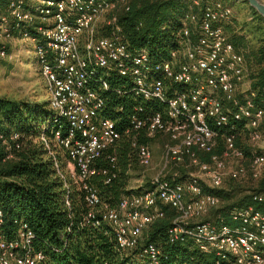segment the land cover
Listing matches in <instances>:
<instances>
[{"label": "built area", "instance_id": "built-area-1", "mask_svg": "<svg viewBox=\"0 0 264 264\" xmlns=\"http://www.w3.org/2000/svg\"><path fill=\"white\" fill-rule=\"evenodd\" d=\"M9 2L22 39L35 43L48 103L58 124L52 138L42 135L40 141L68 190L66 205H72L70 180L84 193L89 207L84 224L99 228L108 223L121 251L138 250L142 264H164L162 250L145 242L143 234L164 216L161 206H170L178 213L168 230L172 242L190 240L200 252L214 254L215 264H264V213L248 206L229 213L232 225L221 214L215 222L199 220L222 204L204 187L219 188L226 177L256 179L264 168L263 153L255 149L244 164L245 153L237 145L239 122L245 123L252 141L261 139L264 106L254 102L245 58L225 31L233 8L220 0H192L199 12L190 11L182 18L179 46L167 60L155 61L148 49L132 50L124 39L119 14L122 8L129 9L128 0H38L31 9L24 0ZM32 25L36 35L28 31ZM102 29L107 35L101 34ZM4 33L11 37L6 26ZM111 77H127L130 92L147 102L135 106L125 131L106 114L104 93H123L112 88ZM243 87L247 95L241 100L237 93ZM129 135L145 168L152 167L154 155L150 144L139 138L165 137L163 167L142 192L123 197L116 208L103 206L89 180L102 173L111 182L109 174L117 167L116 147ZM19 138L18 133L11 136L15 142ZM221 139L223 150L216 153ZM57 147L66 152L65 167L58 160ZM112 149L107 155L111 167L98 170L96 159ZM200 152L210 160L203 161ZM172 163L187 169L184 181L170 179ZM254 200L264 201V195H255ZM4 223L0 206V264H43L45 255L33 250L35 234L28 225L20 223L16 235L8 238Z\"/></svg>", "mask_w": 264, "mask_h": 264}, {"label": "trees", "instance_id": "trees-1", "mask_svg": "<svg viewBox=\"0 0 264 264\" xmlns=\"http://www.w3.org/2000/svg\"><path fill=\"white\" fill-rule=\"evenodd\" d=\"M24 1L28 9L37 4ZM220 1L239 12L225 24V31L235 49L245 58L249 70V92L255 93L254 102L264 106V17L247 1ZM128 6V10L122 8L119 14L124 39L132 50L148 49L155 61L167 60L170 51L179 46L178 33L184 15L190 11L199 12L198 8L192 6V0H128ZM9 18L12 23L8 26ZM0 21L8 26L11 36L13 30L21 35L11 17L9 0H0ZM28 31L36 35L34 25ZM101 34L107 35V32L102 29ZM109 80L113 89L120 88L123 93H104L106 114L117 122L121 131H125L135 106L147 105V102L130 92L132 83L127 77H111ZM48 106L46 102L31 104L0 96V135L4 136L0 138V206L5 216L2 230L8 238H13L20 223L27 224L35 234L33 250L45 255L43 264H142L138 250L124 252L118 248L115 230L108 223L104 222L99 228L84 224L89 207L84 193L72 180L69 191L72 205L70 208L66 205L68 190L57 175L53 159L40 141L42 135L52 138L58 125ZM261 126H264V121ZM245 129V123L239 122L236 133L240 134ZM14 133L20 135L16 142L11 140ZM132 136L123 137L116 147L117 167L109 174L112 176L111 182L107 183L108 175L102 173L93 175L89 180L98 189L103 206L116 208L123 197L132 195L128 194L130 190H127L125 179L127 167L136 157L131 145ZM153 141L139 138L141 143L150 144ZM17 144L20 148L16 147ZM237 145L245 153L246 160L243 163L248 164L254 150L242 146L238 139ZM222 150L221 139L215 152L221 153ZM55 152L60 164L65 167V150L57 147ZM260 152L264 154V151ZM109 153H113V149L96 159L94 166L98 170L111 167L107 159ZM199 155L203 161L210 160L208 154L200 152ZM187 172L184 167L179 170L181 176ZM263 174L264 171L256 179L251 176L229 178L215 189L204 187L205 192L222 200L221 206L213 209L215 219L212 222L221 214L232 225L229 213L235 208L253 206L264 213V201L254 200L255 195H264ZM170 179L184 181L179 175L174 179L170 176ZM242 180H245L244 183L239 182ZM253 180L258 181L253 183ZM161 208L164 216L145 230L143 239L162 250L164 264H215L214 254L200 252L190 240H170L168 230L178 213L170 206L162 205Z\"/></svg>", "mask_w": 264, "mask_h": 264}, {"label": "rangeland", "instance_id": "rangeland-1", "mask_svg": "<svg viewBox=\"0 0 264 264\" xmlns=\"http://www.w3.org/2000/svg\"><path fill=\"white\" fill-rule=\"evenodd\" d=\"M237 1L241 2V0H234L233 2ZM261 1L264 3V0ZM27 2L29 4L38 3L36 0H27ZM232 8L233 15L234 10L237 15L239 12H237L234 7ZM8 20L7 24L9 26L12 23V19L9 18ZM4 28L5 25L0 21V51H5L4 56L0 55V96L31 104L48 103L49 92L47 90L46 81L41 74V67L34 48L35 43L31 39H22L19 32L15 30H13L11 37H7L4 33ZM246 95V87L241 88L237 93L238 98L241 100H243ZM48 107L50 108V106ZM260 131L262 137L257 142L251 140L247 128L243 130L242 133L237 134V139L239 143L247 149L264 151V126L260 127ZM166 143L167 139L165 137L155 139V141L150 143L154 155L153 165L150 168L142 167L137 158L133 157L126 170L125 179L127 187L142 185L143 188H146L150 185L153 176L163 167V153ZM234 164V161L229 162L230 166ZM181 167L182 166L179 164L172 163L169 167V175L173 177L175 173H178L179 177H183L184 180L187 177V173L181 176L179 173ZM189 169L191 171L196 170L195 167H190ZM226 179H229V177H226L225 180ZM244 181L245 180L239 182L244 183ZM257 181L258 180H255L253 183H257ZM131 192L130 190L128 194H131ZM214 219L215 210L199 220L212 222Z\"/></svg>", "mask_w": 264, "mask_h": 264}, {"label": "water", "instance_id": "water-1", "mask_svg": "<svg viewBox=\"0 0 264 264\" xmlns=\"http://www.w3.org/2000/svg\"><path fill=\"white\" fill-rule=\"evenodd\" d=\"M247 1L261 16L264 17V3L261 0H241Z\"/></svg>", "mask_w": 264, "mask_h": 264}, {"label": "crops", "instance_id": "crops-1", "mask_svg": "<svg viewBox=\"0 0 264 264\" xmlns=\"http://www.w3.org/2000/svg\"><path fill=\"white\" fill-rule=\"evenodd\" d=\"M234 14H235V10H234ZM143 189L144 188L142 187V185H140V186H130V187H127V190H131L132 191L131 194H138V193L142 192Z\"/></svg>", "mask_w": 264, "mask_h": 264}]
</instances>
